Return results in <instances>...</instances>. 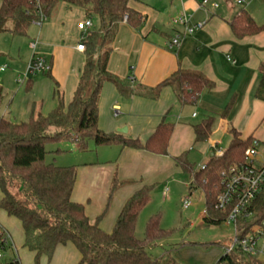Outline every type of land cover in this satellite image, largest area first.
Returning a JSON list of instances; mask_svg holds the SVG:
<instances>
[{
  "label": "crops",
  "instance_id": "obj_1",
  "mask_svg": "<svg viewBox=\"0 0 264 264\" xmlns=\"http://www.w3.org/2000/svg\"><path fill=\"white\" fill-rule=\"evenodd\" d=\"M201 2L130 0L129 6L138 11L143 20L138 26L126 20L118 26L107 61V70L113 75L130 79L133 84L154 87L180 67L203 73L213 81L214 86L210 90H203L192 102H181L170 86L163 87L158 97L152 99L141 95L123 97L113 84H103L98 99V127L103 132L145 142L159 123L165 121L173 125L166 154L112 143L99 147L111 148L116 155L113 160L77 165L71 198L85 204V212L91 220L105 210L99 226L106 232L112 230L126 199L143 185L152 186L159 170V173L183 171L175 162V157L184 154L187 159V152L193 149V144L202 142L195 141L194 125L213 117L212 132L205 140L210 147L205 150L206 153L213 150L209 155L211 157L213 154L219 155L218 150L223 152L224 147L217 145L225 134L230 141V129L237 130L242 139H253L264 122V100L254 96L260 79L259 67L264 64V31L237 38L229 26V21L241 9L247 10L256 23H264V0H242L241 3H237V0H207L204 5ZM181 12L190 15V23L203 22V27L192 34L182 35L179 44L170 49L168 41L183 29L173 21ZM87 19L91 22L89 30L98 28V19L88 18L83 7L59 3L50 19L29 26L27 35L31 32L30 36L33 37L29 43L36 44L31 57H43L50 65V76L46 73V76L35 81L29 80L26 89L30 88V93L18 90L13 96V110L6 109L1 116L12 121L26 120L33 105L42 113L48 112L56 105L55 88L62 94L65 105L70 102L86 61L85 50H78L76 46L82 40L83 23ZM98 52L95 51V55ZM230 101L231 107L224 117L222 114ZM121 127H126L125 133L117 132ZM114 179L117 187L109 196ZM146 207L137 217L135 236L146 225L148 218L154 215L146 214ZM0 224L21 247L23 235L20 222L0 211ZM159 225L162 228L160 220ZM221 249L175 251L179 261L175 262L219 264V259L224 255ZM17 254L20 264H35L33 253L17 249ZM162 260L164 263L168 261L166 254ZM78 261L79 253L72 244L67 243L59 245L50 261L43 259L41 264H77Z\"/></svg>",
  "mask_w": 264,
  "mask_h": 264
},
{
  "label": "trees",
  "instance_id": "obj_2",
  "mask_svg": "<svg viewBox=\"0 0 264 264\" xmlns=\"http://www.w3.org/2000/svg\"><path fill=\"white\" fill-rule=\"evenodd\" d=\"M130 0H0V32L7 20L13 24L8 29L16 36H26L29 26L50 19L59 3L83 7L87 17H96L99 26L86 32V61L79 75L78 84L70 102L65 105L58 88L54 90L56 105L46 113L32 106L26 120L12 121L0 117V211L20 222L22 248L33 253L35 264L43 259L49 262L59 245L72 244L79 253L77 264H176L170 252L168 261L164 255L155 256L150 248L164 239L168 231L159 225V215L150 216L146 222L144 238L135 236L137 217L147 204L151 185H143L124 202L110 232L99 226L104 211L95 220L85 212V204L73 201L71 196L76 182L77 166H58L45 161L46 146L63 140L75 142L80 150H86L89 141L96 146L112 143L123 147L142 149L155 154H166L173 125L161 122L145 141L120 138L117 133H105L98 127V99L104 83L115 86L123 97L141 95L155 99L161 89L170 86L181 102H192L203 90H210L214 83L203 73L178 68L154 87L133 84L130 79H120L107 70L111 43L119 24L124 20L138 26L143 16L129 6ZM237 38L264 31V23L258 24L249 12L240 13L229 21ZM99 51L95 55V51ZM49 72H47V75ZM260 79L254 96L264 100V64L259 67ZM50 76V75H49ZM231 101L223 112L225 117ZM213 117L205 118L193 126L195 141H205L212 132ZM230 141L221 155L213 154L203 168L194 169L184 154L175 162L191 177L189 192L200 189L204 196L207 215L204 222L218 224L226 213L214 208L221 190V172L244 159V151L252 139H242L234 128L229 130ZM113 180L109 196L115 190ZM15 190L13 192L12 190ZM256 217H264V189L254 202ZM222 248L223 240L205 243ZM219 264H264V259L242 253L223 255ZM5 264H10L5 263Z\"/></svg>",
  "mask_w": 264,
  "mask_h": 264
},
{
  "label": "rangeland",
  "instance_id": "obj_3",
  "mask_svg": "<svg viewBox=\"0 0 264 264\" xmlns=\"http://www.w3.org/2000/svg\"><path fill=\"white\" fill-rule=\"evenodd\" d=\"M234 7L237 8L236 5ZM92 19L95 20L96 17ZM12 24L11 19L7 20L3 27L4 30L0 32V66L6 65L5 70H0V116L6 109L13 110L12 105L15 103L13 96L18 90L30 93V88L26 89V83L29 80L35 81L41 76H46V73H38L30 75L22 83L18 82V78L24 73L31 58L33 48L29 41L33 37L30 36L31 32H28L26 36L12 34L8 30ZM32 31H35V28H32ZM253 139L258 140L260 157L264 158V122L254 134ZM228 141L229 137L225 134L217 146L225 148ZM209 148L207 143L202 141L193 144V149L187 152V159L195 170L202 167L208 160L210 153L213 152L211 149L206 153L205 150ZM46 151L45 161L58 166H77L84 162L113 160L116 156L111 148H100L92 141H89L86 150H80L75 142L63 140L48 144ZM159 172L160 170L156 173L157 179L153 181L145 211L146 214L159 215L161 226L168 231V234L150 249L153 255L160 256L170 252L171 257L179 262L175 251H221V246L217 244L205 246V243L220 240L227 243L232 236V227L223 221L218 224L204 222V196L200 189H193L189 192L190 176L188 173L180 170ZM12 191L15 192L14 189ZM185 196H189L191 202L187 209L182 207V199ZM144 230L145 226L137 231L138 239L144 238ZM12 240L19 251H27L20 247L15 242L16 240ZM178 257L180 258L179 254Z\"/></svg>",
  "mask_w": 264,
  "mask_h": 264
},
{
  "label": "built area",
  "instance_id": "obj_4",
  "mask_svg": "<svg viewBox=\"0 0 264 264\" xmlns=\"http://www.w3.org/2000/svg\"><path fill=\"white\" fill-rule=\"evenodd\" d=\"M206 2L207 0H202L201 5ZM241 2L242 0H237V3ZM124 20H126V16ZM44 21L45 17L40 14L37 23L40 24ZM173 21L180 24L183 29L176 32L168 41L170 49L179 44L182 35L192 34L203 27L201 21L190 23V15L185 12H181ZM90 27V20H85L82 39ZM35 45L34 42L31 43L32 48H35ZM76 48L81 51L85 50L82 40L79 41ZM5 68L6 65H3L0 70ZM49 71L50 65L45 59L33 55L28 61L24 73L18 78V82L26 81L30 75ZM194 115L195 113H193ZM258 146V140L252 139L251 144L244 151V159L221 172V190L216 196L214 208L226 213L223 222L232 227V236L223 247L224 255L240 252L246 256L264 259V217L257 219L254 205L256 197L264 189V158L260 157ZM218 154L221 155L222 151L218 150ZM190 203L189 196H185L182 201L183 209H187ZM204 215H207L206 209ZM8 262L20 264L12 236L0 224V264Z\"/></svg>",
  "mask_w": 264,
  "mask_h": 264
},
{
  "label": "water",
  "instance_id": "obj_5",
  "mask_svg": "<svg viewBox=\"0 0 264 264\" xmlns=\"http://www.w3.org/2000/svg\"><path fill=\"white\" fill-rule=\"evenodd\" d=\"M118 133H125L126 132V127H121L117 129Z\"/></svg>",
  "mask_w": 264,
  "mask_h": 264
}]
</instances>
